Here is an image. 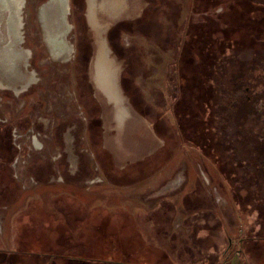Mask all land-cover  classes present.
Masks as SVG:
<instances>
[{
    "label": "rangeland",
    "instance_id": "obj_1",
    "mask_svg": "<svg viewBox=\"0 0 264 264\" xmlns=\"http://www.w3.org/2000/svg\"><path fill=\"white\" fill-rule=\"evenodd\" d=\"M113 1L94 12L120 100L94 80L89 0H0V264H264V23L232 29L199 118L231 146L203 149L175 107L215 10Z\"/></svg>",
    "mask_w": 264,
    "mask_h": 264
},
{
    "label": "flooded vegetation",
    "instance_id": "obj_2",
    "mask_svg": "<svg viewBox=\"0 0 264 264\" xmlns=\"http://www.w3.org/2000/svg\"><path fill=\"white\" fill-rule=\"evenodd\" d=\"M212 3V9L215 10V13L210 16V21L218 23L217 21H219L221 17L225 18L226 23H230L227 25L228 33L226 35V37L229 39H231L233 37L232 34H234L232 29H242V22L247 23L246 18L252 22L250 26L264 23V3H262L261 0H213ZM234 7H237L238 10H233ZM181 84V98L177 104L179 117L178 123L179 127L182 128L181 130L186 133L187 139L195 142V145L200 146L203 149L205 147L217 149V147L219 148L222 144L226 146L227 149L230 148L231 145H226L224 139L217 136V133L215 134V130L213 131L214 128L209 126L208 120H204L203 118V126L200 125L199 121V118L202 117V114L207 112L206 107H209L210 109L212 106L210 102L212 98H214L215 84L210 83V86L208 88L204 87V89H201L199 83ZM184 88H187L185 93L183 90ZM258 135L259 134L257 133V136ZM256 137H253V141H255ZM255 147L257 149H261L259 144H255ZM262 147H264L263 144ZM218 158L223 159L222 155H217L216 159ZM226 162L228 164L233 163L230 158L226 160ZM230 166L232 167V164ZM228 172L231 171L229 170ZM238 174L239 175H236L237 178L242 179L241 177H238L240 176V173ZM242 240L243 239L240 241Z\"/></svg>",
    "mask_w": 264,
    "mask_h": 264
},
{
    "label": "trees",
    "instance_id": "obj_3",
    "mask_svg": "<svg viewBox=\"0 0 264 264\" xmlns=\"http://www.w3.org/2000/svg\"><path fill=\"white\" fill-rule=\"evenodd\" d=\"M213 0H193L192 10L197 13L208 12L213 8ZM240 9V8H239ZM233 10H238L234 7ZM225 19V18H224ZM237 31V30H236ZM228 28L222 25L212 24L210 18L207 21L193 23L189 26L186 35V42L182 45L180 55V70L183 82L199 83L201 89L208 88L213 83V75L216 73V66L219 58L233 44L243 45L244 42L235 41L232 37L227 38ZM221 34H224V36ZM194 53V59L191 58ZM193 55V54H192ZM175 114L178 116V109L175 107Z\"/></svg>",
    "mask_w": 264,
    "mask_h": 264
},
{
    "label": "crops",
    "instance_id": "obj_4",
    "mask_svg": "<svg viewBox=\"0 0 264 264\" xmlns=\"http://www.w3.org/2000/svg\"><path fill=\"white\" fill-rule=\"evenodd\" d=\"M112 6V11L117 12L118 9L122 6L118 0H114L112 4L108 5ZM96 9V0H89V11H88V18L90 21L91 26L95 30L97 34V57H95L94 60V80L97 85L101 87L102 90L106 88L105 83L111 82V75H106L108 71L115 72L118 76L119 67H117L113 60L110 59L108 54L110 53V50L106 44L105 39L101 36L103 29L98 25L97 22V16L95 15L96 12L94 10ZM111 68L109 70L105 66L106 64H109ZM18 66V64H16ZM19 67V66H18ZM17 70V69H16ZM111 88V86H108ZM112 95H114V90H112ZM122 108V107H121ZM122 110L123 115L121 114L120 120H123L124 116L126 115L127 111H125L124 108L120 109Z\"/></svg>",
    "mask_w": 264,
    "mask_h": 264
},
{
    "label": "water",
    "instance_id": "obj_5",
    "mask_svg": "<svg viewBox=\"0 0 264 264\" xmlns=\"http://www.w3.org/2000/svg\"><path fill=\"white\" fill-rule=\"evenodd\" d=\"M112 77H111V82L110 83H105V85H106V88H107V94H108V91H110V96L109 97H111L112 99H115V100H120L121 99V96H120V93H119V90H118V76L117 75H115V73H112V75H111ZM108 86H111V89L112 90H114V95H112L111 93H112V90H110V88L108 87Z\"/></svg>",
    "mask_w": 264,
    "mask_h": 264
},
{
    "label": "bare ground",
    "instance_id": "obj_6",
    "mask_svg": "<svg viewBox=\"0 0 264 264\" xmlns=\"http://www.w3.org/2000/svg\"><path fill=\"white\" fill-rule=\"evenodd\" d=\"M48 12L50 13V11L52 10V9H54L52 6H48ZM51 18V17H50ZM7 61L8 60H6V62H5V64H7ZM7 66V65H6ZM106 67H107V69L109 70V68H111V66H110V62H109V64H106L105 65ZM8 67V66H7ZM9 68V67H8ZM111 73H113V72H110V71H108V73L106 74V75H112ZM36 144V143H35Z\"/></svg>",
    "mask_w": 264,
    "mask_h": 264
}]
</instances>
